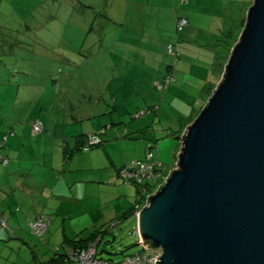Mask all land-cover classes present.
Returning <instances> with one entry per match:
<instances>
[{
    "label": "rangeland",
    "instance_id": "obj_1",
    "mask_svg": "<svg viewBox=\"0 0 264 264\" xmlns=\"http://www.w3.org/2000/svg\"><path fill=\"white\" fill-rule=\"evenodd\" d=\"M14 1L0 0V5L18 6L23 11L33 9L48 16L29 32L48 49L41 55L47 56L43 61L54 62L55 74L48 78L56 88L52 110L76 108L74 116L79 121L75 124L85 129L91 128L95 115L108 113L99 117L104 120L99 132H108L102 136L112 160L101 152L102 145L78 150L64 159V145L55 143L57 138L47 137L48 129L34 135L32 121L26 126V133L30 130L27 139L16 147L7 145L6 138L13 133L0 136V210L7 215L9 229L13 230L9 239L0 228V254L5 258H0V264H39L34 252L41 263L47 262L56 257L57 247H61L60 253L64 252L65 239L80 241L98 229L108 228L98 246L99 258L116 261L144 251L134 233L136 217L129 213L137 199L136 188L121 181L117 169L144 160L150 139L159 138L156 157L164 163L165 176L151 192L155 193L166 181L183 146L178 137L189 126L182 130L183 123L188 116L199 115L200 106L214 92L204 88H216L224 74L228 60L218 58L224 50L216 54L215 45L227 28L234 35L241 33L252 0H189L187 4L182 0ZM36 5L41 6L35 8ZM4 12L1 17L8 22L11 16L7 9ZM178 16L188 19V25L180 28ZM33 50H18L19 57L23 54L29 66L37 56L41 57ZM3 57L9 60L13 55ZM63 61L66 64H61ZM171 73L173 82L168 89H162L160 82ZM29 107L24 109L25 114L32 111ZM80 110L84 112L78 113ZM145 110L147 114L140 116ZM64 116L57 114L52 119L63 123ZM169 131L175 134L168 136ZM39 136L44 140L39 141ZM1 156L11 158L12 164L6 167ZM19 157L31 169L30 178L14 173ZM114 163L115 168L111 166ZM58 195L65 196L64 203L57 201L62 199ZM18 199L22 200L21 205ZM40 202L49 208L47 214H42L50 220L47 231L41 236L31 232V221L25 230L18 231L20 220L26 223V216L19 211H32ZM9 204L13 206L10 210ZM68 210L69 214H63ZM22 237L31 244V250L26 245L21 250L18 238Z\"/></svg>",
    "mask_w": 264,
    "mask_h": 264
},
{
    "label": "water",
    "instance_id": "obj_2",
    "mask_svg": "<svg viewBox=\"0 0 264 264\" xmlns=\"http://www.w3.org/2000/svg\"><path fill=\"white\" fill-rule=\"evenodd\" d=\"M177 165L138 213L156 264H264V0H252Z\"/></svg>",
    "mask_w": 264,
    "mask_h": 264
},
{
    "label": "crops",
    "instance_id": "obj_3",
    "mask_svg": "<svg viewBox=\"0 0 264 264\" xmlns=\"http://www.w3.org/2000/svg\"><path fill=\"white\" fill-rule=\"evenodd\" d=\"M36 45L37 46H32L34 48L33 51H35L36 53L38 52L40 56L48 50L44 45H42V43L40 44V41L39 42L37 41ZM27 48H31V46L25 47V50ZM18 50H16V52H14L13 54L14 59L11 58L9 60H6L2 55L3 54L2 46L0 47V136L6 134V132H10L14 134L9 137L7 136L6 138L8 140L7 145L10 148L20 145L22 142H24L23 139H27V135L29 134L30 130L28 133H26L27 131L26 126L29 122L36 120V119H39L43 122V127L45 131L46 129H48L49 133L47 137L50 136L52 138H57L55 143L64 145V148L66 147L72 148L73 141H74V145L76 146V143L80 142L85 137V135L102 130L101 129L103 125L102 122L104 120L103 118H101L102 120H100L99 117L100 116L102 117L103 115H106L108 113L98 114V116L95 115L94 119H92L93 125L91 126V128L85 129L84 128L85 126L80 127L78 124H75L77 121H79V118L74 116L77 114V113H74L76 108L75 110L68 109V107H66V109L62 108L61 111L54 110V109L52 110L53 103H51L52 101L51 97L53 95L52 94L53 91L56 88L54 89V87L50 85L51 80H49L48 78L51 76V74H55V68L52 67L54 62H52L51 64H47V62L45 63L43 61L46 59L47 57L46 55L41 56V57L37 56L35 58V62H33V64L30 65L32 67L28 68L29 66L28 63H26V61H24L22 58L23 54H21V56L19 57ZM8 58L9 57H7V59ZM68 63L70 64L71 62L69 61ZM61 64L64 65L66 64V62L63 61L61 62ZM10 65H13L14 68L10 69V67H8ZM171 68L172 67H170V69ZM40 71H44V74L42 76L40 75ZM37 76H38V79H36ZM29 106H32L33 109H31L32 110L31 112H28L25 114L24 109L30 108ZM71 107L74 108V106H71ZM90 107L91 106H89L88 108ZM83 112H84L83 110H80L78 113H83ZM57 114H61L62 116L65 115L63 118L64 120L63 123H61L58 120L52 119L53 116ZM69 117L72 118L74 121L69 122ZM98 119H99V122L97 123ZM84 122H81V125H83ZM61 125L63 126V129ZM105 131L106 129H104V133L108 134V132L107 131L105 132ZM41 140H44V138L39 136V141ZM146 143L147 142L144 140L143 144L146 145ZM100 147L102 148L101 152L105 153L108 156V158L111 159V154L110 152H108V147L105 146V143L103 146H100ZM77 151L78 150H76V152L73 155H75ZM80 151L81 150H79V152ZM82 151H86V150H82ZM0 153H3V152L0 150ZM138 156H142V155H138ZM9 160H10L9 164L7 166L12 164L11 158ZM30 162L32 166L33 162L31 160ZM17 163H18L17 164L18 166L15 167L14 173L18 177L24 175L25 177L30 178L32 174H30L29 171L31 169L24 165L20 157L18 158ZM111 166L115 168L116 165L114 163ZM23 189L24 188H22V190ZM58 196H60L62 199H58L57 201L64 203L65 196L64 195H58ZM21 199H18L19 205H21L20 204V202L22 201ZM12 207L13 206L9 204L8 210H10ZM19 208L22 209V207L20 206ZM31 209L32 211H29L27 208H24V210L22 209L23 211L18 210L19 212H22L26 216L25 224H23L22 219L18 223V227H19L18 231L25 230V228L28 226L30 221L32 222L33 219L36 218L37 216L42 215L44 213L47 214L46 211L49 208L47 206H43L42 203L40 202L37 206H33V208ZM58 211L60 212V210ZM69 211L70 210H68L67 212L64 211L63 214L67 215L69 214L68 213ZM0 214L2 215L4 220L9 225V221L6 220L7 215L4 212L2 213V211L0 212ZM10 231L13 232L12 229ZM9 234L10 233H8V231L5 230V236L10 239ZM3 236L4 235H2L1 237ZM25 239L26 238H23V237L18 238L21 244L20 245L21 250H22L23 245H26L27 249L31 250L32 249L31 244H29V242H27ZM46 243L50 245L48 241H46ZM33 255L35 256V261L41 264L40 263L41 258L38 256V254L34 252ZM2 256L3 255L1 253L0 258L3 259L4 257ZM9 263L10 261H7L6 263H3V264H9ZM11 263L15 264L14 261H11Z\"/></svg>",
    "mask_w": 264,
    "mask_h": 264
},
{
    "label": "trees",
    "instance_id": "obj_4",
    "mask_svg": "<svg viewBox=\"0 0 264 264\" xmlns=\"http://www.w3.org/2000/svg\"><path fill=\"white\" fill-rule=\"evenodd\" d=\"M7 1H11V0H7ZM14 2H16V0ZM252 3H253V1H252ZM17 4H19V3H17ZM7 6H8V4H5V6L4 5H2V6L0 5V47L2 46V53H3L2 55L5 54V56L10 57L19 48L25 49V47H27V46H31L32 47L33 44L36 43V41L31 36L29 30L32 28L33 25H36V23L41 22V21L45 22L46 21L45 19H48V16L44 17V16H42L41 13H38L37 11L35 12L33 9H27V11H23L17 6L18 9H19V11H18L17 7L11 8V6H9L10 8H8ZM40 6L36 5L35 8L40 7ZM5 7L9 11V14L11 16V19L8 22H6L7 19H5L4 17H1V15L3 16V15L6 14V12H4V11H6ZM11 11H12V13H10ZM178 18L180 20L183 17L178 16ZM48 22H46V23H48ZM244 24H245V20L242 22V28H244V26H245ZM239 35H240L239 33L234 35L232 33L231 29L229 30V28H227L223 32V39L218 40L219 43L217 45H215V47H218V50L215 51L216 54H218V52L221 51L222 49L224 50V51H222L221 55L218 56V58L220 60L223 61L224 58H226V60L229 58V56L231 54V51H232L233 45H235V43L240 38ZM43 39L46 42V38L44 37V35H43ZM39 41H40V39L38 40V42ZM5 43L8 44L10 47L7 48ZM40 44H41V42H40ZM8 67H10V69L14 68L13 65H10ZM15 71H17V70H15ZM173 80H174V74L171 73L170 76H167V78H165L163 83L160 82V85L164 87V88L162 87V89H168L169 85L173 82ZM219 81H221V78L219 79ZM218 82H217V85H218ZM217 85L215 84V86H217ZM214 88L208 86V87H205L204 89L207 92H209L211 89H212V91H214ZM54 89H55V87H54ZM52 94L55 95L56 91L54 90ZM53 95H52L51 99L53 98ZM210 95H208V96L210 97ZM204 105H205V103H204ZM204 105L200 106V108H201L200 110L201 111L203 110ZM64 108L66 109V107H64ZM147 112H148V110H145L143 113L140 114V116H145V114H147ZM196 115H194V117L192 115L187 117V122L185 124L183 123L182 130H183L184 126H188L187 124L190 125L194 121ZM153 118H154V116H153ZM37 121H38V119L33 120L31 122L32 123V127H33L34 124H37V123H41V125L43 127V122L41 120H39L38 122ZM43 130H44V127H43ZM154 130L157 132V130L155 128H154ZM182 130H181V133H182ZM32 132H33L34 135H38L39 133H41V132L35 133L34 132V127H33ZM98 132L89 133V134L85 135V137L80 142H78L79 144L76 143V146L74 148L66 147L65 151H64V159L65 158L69 159L70 156L73 155L72 153L75 150H81V151L82 150H86V151H88V149L91 150V149H94V147H98L100 145L103 146L104 145V140H103V136H102V131L99 132V133ZM174 134L175 133L173 131H169V133H167L168 136L169 135L171 136V135H174ZM182 135L180 137H178V139H180V141L182 140ZM90 136H93L95 138H99L100 137L101 140L97 144L88 145V140H89ZM159 140H160L159 138L156 139V140L150 139V141L147 144L148 148L146 150V155H145V159L144 160H138L137 162H135V164H131L130 163L131 164L130 166L124 165V167H121V168L118 169L119 170V172H118L119 177L118 178H121V181H126L127 184H129V183L131 185L133 184L135 186V188H136L137 199H136V202H135V205H134L133 209H131L130 212H129L130 215H133V216L136 217V220H138L137 213L146 204L148 195L150 194L152 188L157 186L159 184V182L164 179V176H165L164 175L165 168L163 167L164 163H162L160 161L159 157H158V159L156 157V150L160 146L159 145L160 144ZM69 149L71 151H69ZM148 150L151 151V153H152L151 157L148 156ZM1 157H3V156H1ZM4 159H5L4 157L1 159L2 163H3ZM5 160H9V159H5ZM159 162L161 164L158 166L157 164ZM147 163H151V164L155 165V168H156L155 177H150L149 176L148 178L140 179L139 181L137 180L136 182L132 181V179H128L127 177H122V171H123L124 168H128V170H131V168H132V170L136 171V170H140V168L142 166L147 165ZM8 164L9 163L7 162V165ZM7 165H5V166H7ZM162 185L163 184H161L160 187ZM160 187H159V189H160ZM40 217L44 218L45 216L44 215L38 216V217H36L34 219L33 222H36L37 219H39ZM2 221H4L6 223V226L3 225ZM33 222H31L29 224L30 230H31V224H33ZM0 228L7 230L8 233L11 230V229H9V226H8L7 222L4 220V218L2 217L1 214H0ZM135 228L137 229V225H136ZM108 229L110 230V228H108ZM109 230L98 229L95 232H93L90 237L81 238L80 241H75V240L73 241L71 239L70 240L65 239L63 241L64 243L62 244L64 252L60 253L61 247H57L55 249V254H56L55 258H52L49 261L46 260L47 262H42V263L40 262V263L41 264H70V262L72 260L69 258V255L67 254L68 253L67 251H69L70 249H73V250H76V251L81 250V249H86V248H89L90 246H92L93 244H96L97 252H98V246L101 243V240L103 239L104 234L106 232H108ZM46 231H47V229H46ZM31 232H32V230H31ZM143 250H144V248H143ZM148 250L156 251L154 248H151V249H148ZM98 255H99V252H98ZM125 257H128V256H125ZM100 259H102V258H100ZM104 259H102V260H104ZM105 260H112V259H105ZM112 261H114V260H112ZM117 261H120V260H117Z\"/></svg>",
    "mask_w": 264,
    "mask_h": 264
},
{
    "label": "built area",
    "instance_id": "obj_5",
    "mask_svg": "<svg viewBox=\"0 0 264 264\" xmlns=\"http://www.w3.org/2000/svg\"><path fill=\"white\" fill-rule=\"evenodd\" d=\"M189 0H182L183 3L187 4ZM188 19H180L178 21V26L180 28L188 25ZM34 132L39 133L43 130V127L41 123H37L33 125ZM99 138H95L93 136L89 137L88 145L97 144L100 141ZM148 156L151 157L152 153L148 150ZM8 160H3V163L7 165ZM161 163L159 162L157 165L159 166ZM156 168L154 164L147 163V165H144L140 168V170H128V168H124L122 171V177H127L128 179H132V181H139L140 179H145L150 177H155ZM158 174V173H157ZM130 177V178H129ZM3 225L6 226V223L2 221ZM50 224V220L47 217H40L37 219L36 222H33L31 224V230L32 232L38 234L39 236L43 235L45 233V230ZM135 234L139 241L140 235L139 230L136 229ZM153 253H149L150 250L148 248H144V251L139 252L135 255H128V257L123 258L120 261H112V260H102L98 256L97 247L96 244H93L89 248L81 249V250H73L70 249L67 251L69 258L72 260L70 264H156V261H160V258L163 254V250L155 249Z\"/></svg>",
    "mask_w": 264,
    "mask_h": 264
},
{
    "label": "clouds",
    "instance_id": "obj_6",
    "mask_svg": "<svg viewBox=\"0 0 264 264\" xmlns=\"http://www.w3.org/2000/svg\"><path fill=\"white\" fill-rule=\"evenodd\" d=\"M188 21H189V20H188ZM150 194H151V193H150ZM150 194H149V195H150ZM149 195H148V196H149ZM146 203H147V202H146ZM137 229H138V227H137Z\"/></svg>",
    "mask_w": 264,
    "mask_h": 264
}]
</instances>
